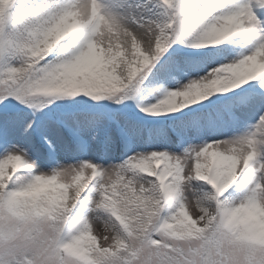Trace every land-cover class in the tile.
Here are the masks:
<instances>
[{
	"label": "snow or ice",
	"instance_id": "snow-or-ice-1",
	"mask_svg": "<svg viewBox=\"0 0 264 264\" xmlns=\"http://www.w3.org/2000/svg\"><path fill=\"white\" fill-rule=\"evenodd\" d=\"M0 264H264V0H0Z\"/></svg>",
	"mask_w": 264,
	"mask_h": 264
}]
</instances>
